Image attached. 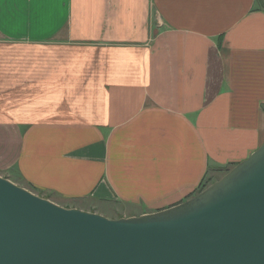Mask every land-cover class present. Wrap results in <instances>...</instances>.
Segmentation results:
<instances>
[{
    "label": "crops",
    "instance_id": "1",
    "mask_svg": "<svg viewBox=\"0 0 264 264\" xmlns=\"http://www.w3.org/2000/svg\"><path fill=\"white\" fill-rule=\"evenodd\" d=\"M264 143V0H0V176L116 219Z\"/></svg>",
    "mask_w": 264,
    "mask_h": 264
},
{
    "label": "water",
    "instance_id": "2",
    "mask_svg": "<svg viewBox=\"0 0 264 264\" xmlns=\"http://www.w3.org/2000/svg\"><path fill=\"white\" fill-rule=\"evenodd\" d=\"M0 264H264V143L185 202L128 218L0 176Z\"/></svg>",
    "mask_w": 264,
    "mask_h": 264
},
{
    "label": "rangeland",
    "instance_id": "3",
    "mask_svg": "<svg viewBox=\"0 0 264 264\" xmlns=\"http://www.w3.org/2000/svg\"><path fill=\"white\" fill-rule=\"evenodd\" d=\"M258 149H259V148H258ZM258 149H257V150H258ZM250 156H251V155H250ZM250 156H249V157H250ZM224 174H225L224 172L222 173V172H219V171H212V172H210L209 175H208V177L206 178L205 184L208 185V186L211 185V184L214 183L215 181L221 179V178L224 176ZM28 190H30L31 192L37 194L36 191L33 190V189H31V188H29ZM100 212L102 213L103 216H105V217H107V218H110V219H116L115 214H114V213L112 214V213H111L112 211L109 210V209H106V210H100Z\"/></svg>",
    "mask_w": 264,
    "mask_h": 264
},
{
    "label": "trees",
    "instance_id": "4",
    "mask_svg": "<svg viewBox=\"0 0 264 264\" xmlns=\"http://www.w3.org/2000/svg\"><path fill=\"white\" fill-rule=\"evenodd\" d=\"M231 169L229 167H225V168H217V169H212V171H219V172H224L225 174H227ZM224 174V175H225ZM208 177V176H207ZM206 177V178H207ZM206 178L204 179V181H202L200 188L198 190V193L202 192L204 189H206L208 187V185L205 184ZM197 193V194H198ZM45 198V197H44ZM47 199H49L50 197H46Z\"/></svg>",
    "mask_w": 264,
    "mask_h": 264
}]
</instances>
